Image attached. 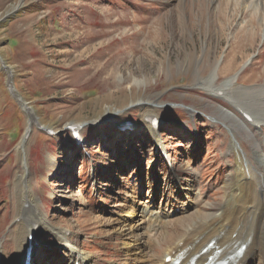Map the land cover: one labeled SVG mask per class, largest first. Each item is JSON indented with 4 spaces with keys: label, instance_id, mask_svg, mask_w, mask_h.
<instances>
[{
    "label": "rangeland",
    "instance_id": "obj_1",
    "mask_svg": "<svg viewBox=\"0 0 264 264\" xmlns=\"http://www.w3.org/2000/svg\"><path fill=\"white\" fill-rule=\"evenodd\" d=\"M260 1L255 15L253 3L239 0H0V59L11 89L43 128L32 123L20 149L29 118L0 67L6 264H19L11 240L19 199L44 222L23 264H69L54 240L64 229L90 264H127L121 223L132 202L139 212L174 214V231L155 246L153 261L196 213H217L235 177L227 128L249 159L252 148L264 151ZM214 71L215 87L234 79L227 90L236 104L199 88ZM147 106L157 111L156 138L140 119ZM243 112L261 129H248ZM71 125L82 127L78 146ZM22 174L28 187L19 195ZM29 238L15 240L17 248L29 252Z\"/></svg>",
    "mask_w": 264,
    "mask_h": 264
},
{
    "label": "bare ground",
    "instance_id": "obj_2",
    "mask_svg": "<svg viewBox=\"0 0 264 264\" xmlns=\"http://www.w3.org/2000/svg\"><path fill=\"white\" fill-rule=\"evenodd\" d=\"M225 1L227 2V0ZM239 1L245 4L253 3L251 11L257 15L260 0ZM237 76L235 77L237 78ZM233 80L230 78L221 88L215 87L214 71L206 78V83L204 81L202 84V81L199 80L198 85L199 88L212 93L215 97L223 96L230 99L232 104H236L239 99H235L228 91ZM261 96H264V90ZM143 108L145 110L142 111L140 119L156 138L157 132L149 124V121L152 118L158 119L157 111L150 109L149 106ZM243 113L246 118L242 122L248 129H261L260 122L256 121L252 114ZM31 123H33V119L29 117V124ZM227 129L232 135L230 153L235 160V177L234 182L231 183L227 179L228 189L224 183L223 187L227 191L217 213L208 219L205 217L201 219V214L196 213L197 219L194 220V217L189 224L184 226L185 233L181 235L176 231L170 246L165 248L161 256L158 255L159 258H154L153 261L155 246L167 235L168 229L173 230V226H175L173 224L175 222L174 214H167L159 209L154 211L149 208H143L139 212L136 204L132 202L128 208L125 207L126 213L121 223V230L126 233L123 240H127V242L122 241L121 243L127 264H168L166 263L167 259H177L178 264H264V151L252 148V155L249 159L237 141L233 130ZM22 153L25 154V151ZM17 181L15 184L18 194L19 190L27 194L26 176L24 177L22 174L21 177H17ZM18 202L15 214L16 234L12 235L11 240L19 254V264H23V261L29 257L27 255L34 250L35 244L40 243V227L44 222L38 215H35L30 201L26 203L19 199ZM25 205L28 210L25 209ZM200 211L198 210V212ZM138 212L140 216L135 219ZM67 231L64 229L60 233L55 232V238H53L57 245L64 248V256L68 259L69 264H90L89 258L70 242ZM24 236L30 237L27 239L32 248L29 252L23 246L19 245L17 248L15 242ZM20 254L24 257H21ZM4 257V251L0 249V264H6Z\"/></svg>",
    "mask_w": 264,
    "mask_h": 264
},
{
    "label": "water",
    "instance_id": "obj_3",
    "mask_svg": "<svg viewBox=\"0 0 264 264\" xmlns=\"http://www.w3.org/2000/svg\"><path fill=\"white\" fill-rule=\"evenodd\" d=\"M0 66H1L3 69H5V70L8 71V73H7V78H8V80H9V85H8V87H9V89H10V91H11V85H10V77H11V76H10L9 68L3 64V62L1 61V59H0ZM11 92L13 93V91H11ZM21 107L28 111V113H27V111H25L26 114H27V117H28V118H29V117H31L32 119L34 118V117H33V113H32V111H30L29 109L25 108L23 104H21ZM28 114H29V115H28ZM35 126H36V124H35ZM30 132H31V124L28 123V127H27V129L25 130L24 135H23V137H22V139H21V142H20V149H23V146L25 145V143H26V141H27V138H28L29 135H30Z\"/></svg>",
    "mask_w": 264,
    "mask_h": 264
}]
</instances>
